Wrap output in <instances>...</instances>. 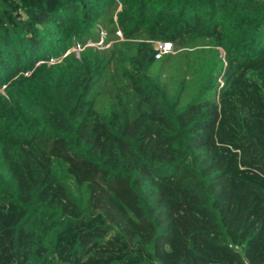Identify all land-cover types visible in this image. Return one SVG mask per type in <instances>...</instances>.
I'll list each match as a JSON object with an SVG mask.
<instances>
[{"label": "trees", "instance_id": "16d2710c", "mask_svg": "<svg viewBox=\"0 0 264 264\" xmlns=\"http://www.w3.org/2000/svg\"><path fill=\"white\" fill-rule=\"evenodd\" d=\"M0 264H264V0H0Z\"/></svg>", "mask_w": 264, "mask_h": 264}, {"label": "rangeland", "instance_id": "374dc122", "mask_svg": "<svg viewBox=\"0 0 264 264\" xmlns=\"http://www.w3.org/2000/svg\"><path fill=\"white\" fill-rule=\"evenodd\" d=\"M106 36L107 35H105V37ZM99 38H101V35ZM108 38H110L108 43H112V41L114 42V38H112V36L109 35ZM74 49H76V48H74ZM74 49H73V51H75ZM76 50H78V49H76ZM216 50L220 51L217 47H215V46H213L210 43L205 42V41H197L191 46H179L177 44H171V51L160 56V57H158L157 60L159 61L161 58L163 60L166 59L165 65H164V72H163V74L165 76L164 79H165V78H167L166 77L167 69L177 67V72L182 73L183 69L185 67L187 58H189V61H190L191 58H195L196 55H199L203 59L211 60L214 57V55L216 54ZM179 80H180V77H177V82ZM162 82H164V81L162 80ZM221 83L222 82L219 81V84H221ZM171 91H176V88L172 89Z\"/></svg>", "mask_w": 264, "mask_h": 264}, {"label": "built area", "instance_id": "2783aa9c", "mask_svg": "<svg viewBox=\"0 0 264 264\" xmlns=\"http://www.w3.org/2000/svg\"><path fill=\"white\" fill-rule=\"evenodd\" d=\"M100 35H101V38L98 42H95V43L88 42L83 46L77 45V46L73 47L70 51L78 53L79 51H81L82 49H84L87 46L107 47L108 45L104 44L105 35H107V33L105 31H101ZM117 35L120 36V33L117 32ZM154 47L157 50L156 58H158V57L162 56L163 54H166V53L171 51V43H167V42H155ZM74 48H76L78 50H76ZM73 49L75 51H73Z\"/></svg>", "mask_w": 264, "mask_h": 264}]
</instances>
